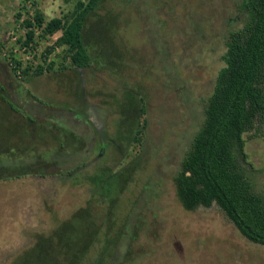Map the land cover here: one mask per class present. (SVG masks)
Masks as SVG:
<instances>
[{
    "label": "rangeland",
    "instance_id": "obj_1",
    "mask_svg": "<svg viewBox=\"0 0 264 264\" xmlns=\"http://www.w3.org/2000/svg\"><path fill=\"white\" fill-rule=\"evenodd\" d=\"M76 1L0 0V43L5 44L0 57L16 70L20 81L18 88L4 83L8 101L19 113L0 105L7 109L0 114L1 121L17 124L15 157L24 161L46 157L49 165L31 168L54 172L62 159L59 126L66 132L65 126L71 124L75 131L71 130L85 138L89 126L77 128L80 121L75 116L80 114L97 132L95 140L87 138L79 145L89 162L71 177L30 175L0 181V264H22L40 238L45 246L44 238L61 222L71 221L76 211L87 207L92 197L89 177L99 166L123 171L136 181L129 196L121 198L123 207L140 186L157 182L153 186L158 191L148 200L152 209L146 228L135 243L141 256L133 264H264V246L245 238L216 204L185 210L173 182L194 124L202 120L196 118L202 113V101L213 92L222 68L228 31L241 27V0H105L98 15L105 18L103 25L116 17L113 36L102 34L94 17L87 34L90 40L105 38L108 47L113 43L126 58L114 59L107 48L105 68L97 64L74 68L63 48L48 52L60 34L44 38L39 29L31 47L23 51L26 20H34L36 11L47 21L62 18L73 11ZM164 50L167 59L159 55ZM17 62L22 68L17 69ZM51 63L55 64L51 72L24 74L25 68L36 69L39 64L47 68ZM128 91L143 95L148 109L141 117L142 123L147 121L142 143L132 146L117 137L122 110L134 106L126 98ZM136 114L133 111L131 118ZM57 121L62 125L57 123L56 128ZM245 140L252 166H243L253 176L256 190L264 194V116L255 120ZM71 145L69 152L75 148ZM105 145L99 156V147ZM137 158L140 167L134 169L131 164Z\"/></svg>",
    "mask_w": 264,
    "mask_h": 264
},
{
    "label": "trees",
    "instance_id": "obj_2",
    "mask_svg": "<svg viewBox=\"0 0 264 264\" xmlns=\"http://www.w3.org/2000/svg\"><path fill=\"white\" fill-rule=\"evenodd\" d=\"M104 2L105 0H77L73 11L50 21L46 20L41 11H36L34 20L24 22L28 32L22 47H31L35 41L36 30L39 29L44 38L60 34L48 52L54 51L55 47L63 48L65 59H69L74 68L88 69L93 64L105 68L107 48H111L109 54L111 57L114 54V59L115 56L119 61L126 59L125 54H119L120 50L115 48L113 43L108 47L105 38L102 41L93 38L90 40L87 34L89 23L95 18V22L101 25V33L113 36L116 17L108 18L103 25L105 18L98 15ZM239 14L241 27L228 31L222 68L218 72L213 92L202 101V113L196 116H200L202 120L198 121L194 117V122L198 121L199 124H194L195 132L188 142V149L183 155L173 182L176 195L185 210L194 211L216 204L245 238L264 246V194L256 190L253 176L243 166H252L246 154L245 136L254 127L255 120L264 116V0H241ZM4 46L5 44L0 43V54ZM165 53L164 50L159 54L161 58L167 59ZM129 54L134 56L131 52ZM44 66L39 64L36 69L32 66L25 68L24 74L27 75L31 71L40 76L46 71L51 72L55 64H48L47 68ZM19 67L22 68V65L17 62V69ZM16 74V70L0 57V105L7 104L13 112L19 113L8 101L4 87L6 82L18 88L17 83L20 81ZM126 94L129 103L134 101V106L122 110L123 117L119 123L120 132L117 137L123 139L125 146H132L134 142L142 143L147 121L142 123L141 117L147 115L148 109L143 95L133 91ZM6 111L7 109L0 107V114L5 115ZM133 111L137 114L132 117V121ZM75 117L80 121L77 128L88 125L89 132H84V138L74 132L75 128L72 129L71 124L65 126L68 130L65 132L62 131L63 125L59 121L55 123L56 128L57 123L62 125L59 130L63 135L60 140H63L59 147L60 154L62 153L61 165L54 172L31 168L37 166V169H41L49 165L46 157L26 161L24 158L17 159L15 153L18 147L13 142L17 136V124L5 125L6 119L4 122L0 119V181L30 175L68 178L75 170L85 168L89 162L88 154L79 145L85 143L87 138L94 137L95 140L97 132L91 122L82 115L79 114L80 119L77 115ZM83 119L84 122L81 121ZM69 145L75 146L71 152L67 150ZM106 149V145L100 146L99 156ZM139 160L137 158L133 161L132 168L140 167ZM30 164L35 165L29 166ZM252 169L254 170L253 167ZM130 176L123 171L112 172L111 169L99 166L95 174L89 177L92 197L88 200V206L76 211L71 221L61 222L52 235L44 238L45 246L40 242L43 238H40L36 250L26 254L22 264L137 262L141 252L135 249V243L140 238L142 229L146 228V215L152 209L148 200L152 199L158 190L153 186L157 182L143 184L139 187V192L129 198L131 203L123 207L120 204L121 198L129 196L131 186L136 182L133 176Z\"/></svg>",
    "mask_w": 264,
    "mask_h": 264
},
{
    "label": "built area",
    "instance_id": "obj_3",
    "mask_svg": "<svg viewBox=\"0 0 264 264\" xmlns=\"http://www.w3.org/2000/svg\"><path fill=\"white\" fill-rule=\"evenodd\" d=\"M25 50H26V48L23 49V51H25Z\"/></svg>",
    "mask_w": 264,
    "mask_h": 264
},
{
    "label": "flooded vegetation",
    "instance_id": "obj_4",
    "mask_svg": "<svg viewBox=\"0 0 264 264\" xmlns=\"http://www.w3.org/2000/svg\"><path fill=\"white\" fill-rule=\"evenodd\" d=\"M255 244V243H254Z\"/></svg>",
    "mask_w": 264,
    "mask_h": 264
}]
</instances>
